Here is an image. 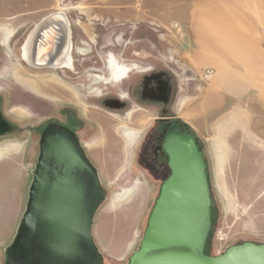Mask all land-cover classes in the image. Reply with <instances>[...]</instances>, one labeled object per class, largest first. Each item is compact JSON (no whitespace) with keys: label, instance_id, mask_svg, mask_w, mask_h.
Returning a JSON list of instances; mask_svg holds the SVG:
<instances>
[{"label":"rangeland","instance_id":"1","mask_svg":"<svg viewBox=\"0 0 264 264\" xmlns=\"http://www.w3.org/2000/svg\"><path fill=\"white\" fill-rule=\"evenodd\" d=\"M64 8L79 47L81 38L91 46L96 34L112 27L123 28V37L131 36V41L145 38L137 46L118 41L122 46L117 48L123 59L153 64L166 74L172 88L169 100L143 102L136 92L130 99L116 98L128 102L127 108L120 109L118 101L107 108L97 102L100 90L86 89L91 82L87 76L73 79L68 71L62 78L60 69L28 65L21 56L28 35L49 14ZM0 28V94L6 116L16 127L9 137L0 138V264L6 262V248L26 210L42 129L50 117L62 118L59 111L68 99L81 104L62 92L64 83L84 84L78 108L90 136L81 140L106 191L93 224L105 264H127L139 248L161 184L170 174L166 164L150 166L139 160L138 142L132 148L120 146L116 143L123 136L113 130L102 136L101 119L106 118L114 130L122 123L145 122V129L139 126L138 141L157 118L168 116L195 135L212 196L208 254H219V230L227 235L221 253L244 241L264 242V95L259 93L264 90V0H0ZM2 34L6 42L10 39L8 44L2 43ZM90 46L83 45L81 52L74 49V56H90ZM144 74L133 76L135 89ZM235 111L247 114L245 123L230 116ZM226 126L230 133L227 155L222 156L219 130ZM130 178L140 182L132 186ZM130 188V195L117 199Z\"/></svg>","mask_w":264,"mask_h":264},{"label":"water","instance_id":"2","mask_svg":"<svg viewBox=\"0 0 264 264\" xmlns=\"http://www.w3.org/2000/svg\"><path fill=\"white\" fill-rule=\"evenodd\" d=\"M62 15L61 21L55 19L59 13L44 18L39 32L55 27L57 51L71 37L68 17ZM163 149L170 174L127 264H264V242L244 241L221 254L207 253L213 209L204 153L195 135L179 128L168 132ZM105 199L98 170L76 135L49 124L41 135L26 210L6 248L5 264H105L93 235L94 218Z\"/></svg>","mask_w":264,"mask_h":264},{"label":"flooded vegetation","instance_id":"3","mask_svg":"<svg viewBox=\"0 0 264 264\" xmlns=\"http://www.w3.org/2000/svg\"><path fill=\"white\" fill-rule=\"evenodd\" d=\"M63 10H66V8H64ZM69 22L71 28L72 23L70 20ZM128 28H130V26ZM0 30L3 31V28H0ZM123 30V28H108L106 29V32L102 31L101 33L96 34L95 42H93V45L91 46L87 41H84V39L81 38L79 43L82 46H90L89 53L91 55L87 56L86 58H79L77 56H74V49L77 50V52H81L84 47H79V45H77L78 38H76V43H74L75 38L73 36V29L71 28L70 41L71 56L73 58V68L61 69V77L66 78L68 75V71L69 73L74 74L73 79H82L83 76H87V78L91 82L86 86V89L88 90L89 88H91L88 92L100 90V95L102 98L100 100L101 102H97L103 104V106L107 108H113L115 101H118L120 103V109L127 108L128 102H122L120 101V99L116 100V98L128 97V99H130V96L132 94H135L136 92L143 102L153 101L159 102L161 104L167 102L169 100L172 88L169 82V78L166 74L160 72L159 70H156L157 67L153 64H149L139 60L132 61L130 59L122 58L123 53L120 52V49L117 48V46L122 45L118 43V41H125V45L132 44L134 46H137V43L145 40V38L139 37L131 41V36H129V38H124L123 36H125L126 34L123 32ZM130 32L131 31H128V34H130ZM9 41L10 39L8 38L6 42L5 37L2 34V43L8 44ZM83 51H85V49ZM133 54H136V51L133 50ZM138 72L145 73L142 77L139 90L135 89V85L133 82V76ZM1 77L2 76L0 75V78ZM164 77L165 82L163 81ZM63 81L65 82V80ZM181 81H184V77H181ZM100 82L102 83L101 85L98 84ZM78 85L81 86L78 87L76 84L72 86L70 85L68 87L66 83H64L62 84L64 88L62 92H64L65 95H70L71 98L73 97L76 100H79L81 104L73 103L68 99L67 101H69V104H64L59 111V114L62 118L50 117L44 128L42 129L41 135L43 130L49 124L57 123L58 125H61L72 131L76 135L82 146H85V143L81 140V137H89L90 135L88 134L90 129H87L86 124H84L81 111L78 108V106H81L83 104L82 97L84 84L80 83ZM92 85L95 86L93 87ZM111 88H114L115 90H111ZM4 101L5 97L0 94V138L9 137L16 129L15 125L6 116L3 105ZM64 103L67 102L64 100ZM72 104H74L75 106H72ZM88 111L93 113V111ZM161 111L164 113L168 112V110L165 109H161ZM157 119L158 121L156 122V125L144 135L141 141H138L142 136V132L139 130V126L145 129V122H139L137 124L122 123L119 124L116 130H114L109 124V120L107 118L101 119L103 126H100L101 130L99 131V133L102 136L108 137L110 136L109 134L112 130L113 132L118 131L123 136V139L119 140L116 144L120 146L122 145L123 147L127 145L129 148H132L138 142V146L140 147V149L138 150L137 158L139 160L145 162L146 164H149L150 166L151 164L160 163L166 164V166L169 167L168 155L163 149V144L168 132L172 128H179L183 132L187 131L190 133V131L182 125L178 124L176 121H171V117L169 116L159 117ZM24 130L25 129L23 128L22 131ZM130 136H132V138H130ZM162 167L163 169L165 168V166ZM130 179V184H132V186L138 184L137 180L138 182H140V180L136 178Z\"/></svg>","mask_w":264,"mask_h":264},{"label":"bare ground","instance_id":"4","mask_svg":"<svg viewBox=\"0 0 264 264\" xmlns=\"http://www.w3.org/2000/svg\"><path fill=\"white\" fill-rule=\"evenodd\" d=\"M58 13L60 16L55 17L57 21L63 20L64 16L62 14H66L65 16L67 17V12L65 10H60L56 15H58ZM42 21L35 26L25 40L22 46V59L28 65L38 69H72L73 58L71 56V42H66V40L63 43L61 42V47L57 51L55 48V46L57 47V42L54 40L57 34L56 29H54V26H50L44 33L40 34L39 32L43 24ZM58 31L59 35H62L60 34L61 31ZM50 52L54 53L51 58L49 56ZM130 138H132V136H130ZM133 190L134 188L124 190L123 193L117 195V199H122V197L130 195Z\"/></svg>","mask_w":264,"mask_h":264},{"label":"crops","instance_id":"5","mask_svg":"<svg viewBox=\"0 0 264 264\" xmlns=\"http://www.w3.org/2000/svg\"><path fill=\"white\" fill-rule=\"evenodd\" d=\"M59 12V11H58ZM57 13V12H56ZM52 14V13H51ZM51 14H49V15H51ZM211 71H213V70H211ZM260 80V79H259ZM259 92V91H258ZM259 93H261L262 95H264V90H262L261 92H259ZM231 117L233 116V117H235V120H237L238 122H243V123H245V120L247 119V114L246 113H244L243 111H239V113L238 112H233L231 115H230ZM231 117H230V119H231ZM234 119V118H233ZM223 124H225V123H223ZM230 133V130H229V128L226 126V127H223V128H221L220 130H219V147L221 146V148H224V152H222V156H226L227 155V150H226V147H225V143H226V140H227V135ZM222 141H223V143H222ZM236 143V142H235Z\"/></svg>","mask_w":264,"mask_h":264},{"label":"built area","instance_id":"6","mask_svg":"<svg viewBox=\"0 0 264 264\" xmlns=\"http://www.w3.org/2000/svg\"><path fill=\"white\" fill-rule=\"evenodd\" d=\"M217 244L219 245V254L222 252V249L227 247V235L223 233V231L219 230L216 235Z\"/></svg>","mask_w":264,"mask_h":264}]
</instances>
